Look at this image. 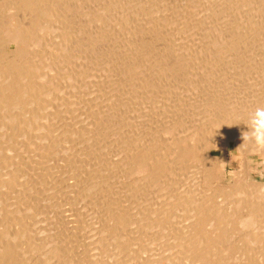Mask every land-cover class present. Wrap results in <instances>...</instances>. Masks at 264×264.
I'll use <instances>...</instances> for the list:
<instances>
[{
  "label": "bare ground",
  "instance_id": "bare-ground-1",
  "mask_svg": "<svg viewBox=\"0 0 264 264\" xmlns=\"http://www.w3.org/2000/svg\"><path fill=\"white\" fill-rule=\"evenodd\" d=\"M258 106L264 0H0V264H264Z\"/></svg>",
  "mask_w": 264,
  "mask_h": 264
},
{
  "label": "rangeland",
  "instance_id": "rangeland-1",
  "mask_svg": "<svg viewBox=\"0 0 264 264\" xmlns=\"http://www.w3.org/2000/svg\"><path fill=\"white\" fill-rule=\"evenodd\" d=\"M11 48L13 49V48H15V46L14 45H12L11 46ZM253 70V71H252ZM251 70V72H253L254 74L253 75H255L257 72L254 70V67H253V69ZM255 71V72H254ZM202 78H206L207 79V76H204V77H202ZM206 79H205V82L207 83V81H206ZM140 93V92H139ZM138 92H137V94H139ZM162 103V102H161ZM160 103V105H162ZM144 110H150V108H144L142 111H140V113H141V115H144V113H146V111L144 112V113H142ZM149 113V112H148ZM148 113H146L145 115L146 116H149V115H147ZM153 114L154 113H152V115L151 116H153ZM125 121V120H124ZM125 122H127V121H125ZM125 124V123H124ZM233 147V146H232ZM251 160H252V163H253V168H254V170L253 171H251V177L253 178L254 177V180H256V181H259V182H263L264 181V163H262V159L261 158H259V157H257V156H252V158H251ZM236 162H237V156L235 155V154H232L231 155V157H230V161H229V165H230V168H229V172H231V171H233L234 169H232V166H234L235 164H236ZM261 173V174H260ZM138 178V177H137ZM137 180V179H136ZM184 182L185 181H183V184H184ZM234 182V181H233ZM238 183V182H237ZM239 184V183H238ZM241 184V183H240ZM158 189V188H157ZM157 189H153V194L154 195H152L151 194V192H150V194L152 195V196H155V195H161V194H159V189H158V191H157ZM155 192H156V194H155ZM158 192V193H157ZM138 203H140V202H138ZM145 203H147V202H145ZM154 203V202H153ZM129 204V203H128ZM141 204L143 205L144 203H140V206H141ZM135 205V204H134ZM129 206H131L130 204H129ZM140 206H138V208L140 207ZM144 206V208H145V206H146V208L147 209H149V207H151V205L149 206L148 204L146 205H143ZM159 206V205H158ZM165 206V207H164ZM164 206H162L161 207V209L160 210H162V212L165 210L166 211V205H164ZM132 207H134L133 205H132ZM143 208V207H142ZM143 208V209H144ZM134 208H132V210H133ZM164 209V210H163ZM150 210V209H149ZM151 210H152V208H151ZM156 210V209H155ZM144 211H145V209H144ZM143 211V212H144ZM153 211H154V209H153ZM164 211V212H165ZM155 212V211H154ZM163 212V213H164ZM156 213H157V210H156ZM177 214H179L178 216H177ZM176 215H175V220H174V222H175V225H176V227L178 228L180 225H181V221L179 220V219H177V217L178 218H180L181 219V217H183V215L181 216L180 215V213H177ZM177 216V217H176ZM179 221V222H176L177 220ZM177 223V224H176ZM180 223V224H179ZM175 225H173V227L175 226ZM150 233V235H152V232H151V230L149 231ZM258 232V231H257ZM256 233V232H255ZM152 238H154V235H152ZM158 240H155L154 241V244L155 245H157V247H158ZM157 243V244H156ZM161 243V242H160ZM153 244V245H154ZM154 245V247H156ZM156 247V248H157ZM151 248H153L152 246H151Z\"/></svg>",
  "mask_w": 264,
  "mask_h": 264
},
{
  "label": "clouds",
  "instance_id": "clouds-1",
  "mask_svg": "<svg viewBox=\"0 0 264 264\" xmlns=\"http://www.w3.org/2000/svg\"><path fill=\"white\" fill-rule=\"evenodd\" d=\"M249 131L243 134L245 142H250L256 150L264 151V106H258L249 113Z\"/></svg>",
  "mask_w": 264,
  "mask_h": 264
}]
</instances>
